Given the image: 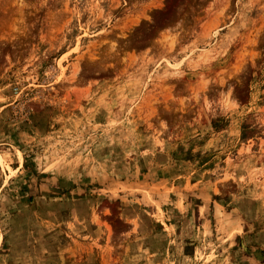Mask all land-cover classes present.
I'll return each instance as SVG.
<instances>
[{
	"label": "rangeland",
	"instance_id": "374dc122",
	"mask_svg": "<svg viewBox=\"0 0 264 264\" xmlns=\"http://www.w3.org/2000/svg\"><path fill=\"white\" fill-rule=\"evenodd\" d=\"M0 264H264V0H0Z\"/></svg>",
	"mask_w": 264,
	"mask_h": 264
}]
</instances>
